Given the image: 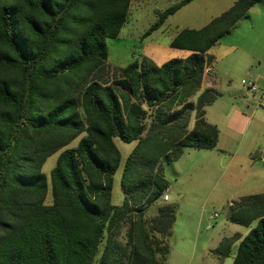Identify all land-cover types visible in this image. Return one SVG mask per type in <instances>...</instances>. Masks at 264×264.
Segmentation results:
<instances>
[{"label": "trees", "instance_id": "obj_1", "mask_svg": "<svg viewBox=\"0 0 264 264\" xmlns=\"http://www.w3.org/2000/svg\"><path fill=\"white\" fill-rule=\"evenodd\" d=\"M133 1L0 0V264H166L175 206L144 214L167 189L160 162L216 148L205 110L219 95L205 88L192 98L214 79L207 52L260 0H236L204 27L180 30L170 47L186 58L109 69L105 40L117 38ZM191 1L161 13L145 36ZM116 138L136 143L120 206L111 204ZM251 159L264 163V152ZM228 221L256 225L239 240L223 237L221 258L238 241L232 264H264V193L232 204ZM122 223L125 244L115 239Z\"/></svg>", "mask_w": 264, "mask_h": 264}, {"label": "rangeland", "instance_id": "obj_2", "mask_svg": "<svg viewBox=\"0 0 264 264\" xmlns=\"http://www.w3.org/2000/svg\"><path fill=\"white\" fill-rule=\"evenodd\" d=\"M182 0H135L129 6L127 21L117 38L106 39V64L123 68L143 59L161 66L171 59H183L190 53L170 47V42L182 29H200L213 18L230 8L236 0H192L181 7L150 35L145 36L159 15ZM213 58L211 73L206 78L219 97L205 110V120L218 130L214 149L185 148L171 163L160 162V170L167 182L165 194L146 211L153 217L160 205L175 206V222L168 239L166 264H232L238 244L231 253L221 258L219 242L224 236L243 238L251 228L228 221L229 207L242 197L264 193V163L253 161L252 155L264 152V0L254 5L230 33L224 35L207 52ZM210 73V72H209ZM112 75L108 73L110 78ZM252 82L256 92H247L241 81ZM204 85L192 98L204 91ZM237 107L247 121L235 133L226 135V124L231 120V105ZM195 112L189 111L188 128H192ZM78 140L68 148L76 146ZM120 152V164L113 176L111 204L123 202L121 175L125 161L136 143L114 139ZM223 146V147H222ZM225 151H221V148ZM60 152L49 157L42 173L49 176ZM48 193L46 204H50ZM127 225L122 223L116 236L125 244ZM238 233V234H235Z\"/></svg>", "mask_w": 264, "mask_h": 264}, {"label": "crops", "instance_id": "obj_3", "mask_svg": "<svg viewBox=\"0 0 264 264\" xmlns=\"http://www.w3.org/2000/svg\"><path fill=\"white\" fill-rule=\"evenodd\" d=\"M213 84L212 85L209 84L207 82V79L206 78L204 79V82H203L204 88H213ZM244 121L245 122L247 121L246 117L242 113H240V111L237 109V107H235L232 104L231 105V120H229L227 122L226 126H225L226 127V130H227L226 131V135L230 136L231 134L235 133V131L237 130V128H239L240 124L241 123H244ZM222 147H219V148H221V151L222 150L225 151L224 149H222ZM164 194H165V192H164ZM260 194H262V193H260ZM252 195H255V194H252ZM235 234H238V233H235ZM225 238H229V236H226Z\"/></svg>", "mask_w": 264, "mask_h": 264}, {"label": "built area", "instance_id": "obj_4", "mask_svg": "<svg viewBox=\"0 0 264 264\" xmlns=\"http://www.w3.org/2000/svg\"><path fill=\"white\" fill-rule=\"evenodd\" d=\"M212 68L208 67L205 72H211ZM242 86L246 89L247 92H251L252 94H254L256 92L255 89V85L252 82H247L245 80L241 81ZM163 202H167L168 201V196L166 194H163V196L161 197Z\"/></svg>", "mask_w": 264, "mask_h": 264}]
</instances>
